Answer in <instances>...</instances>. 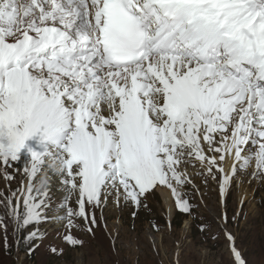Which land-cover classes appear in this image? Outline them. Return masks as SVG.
Wrapping results in <instances>:
<instances>
[{
    "label": "snow or ice",
    "instance_id": "snow-or-ice-1",
    "mask_svg": "<svg viewBox=\"0 0 264 264\" xmlns=\"http://www.w3.org/2000/svg\"><path fill=\"white\" fill-rule=\"evenodd\" d=\"M197 165L222 204L264 181V0H0L5 251L34 256L49 223L51 255L83 248L109 203L135 219L161 189L191 215ZM244 203L220 216L231 264H249L229 230Z\"/></svg>",
    "mask_w": 264,
    "mask_h": 264
},
{
    "label": "rangeland",
    "instance_id": "rangeland-1",
    "mask_svg": "<svg viewBox=\"0 0 264 264\" xmlns=\"http://www.w3.org/2000/svg\"><path fill=\"white\" fill-rule=\"evenodd\" d=\"M199 170V165L188 168L203 197L190 186L181 190L188 194L194 206L191 215L179 211L173 199L174 212L169 217L159 191L148 198L147 207H141L135 219L131 215L132 207H116L111 203L114 207L110 209L109 203L103 210L106 229L101 224L94 239L83 231L76 233L86 241L83 248L61 244L64 254L51 255L47 245L60 244L56 235L57 230L63 229L49 223L41 225L48 238L32 257H26L22 246L15 242L10 251H5L0 242V264H231L220 216L224 211L230 217L238 212L241 199L245 200L243 212L238 223L229 225V230L237 236V245L249 264H264V181L249 182L244 177V182L233 187L226 204H222L218 185L211 180L205 185L203 178L196 176ZM54 194L55 206L60 201L56 200L57 193ZM96 215L99 219L101 211L97 210ZM153 224L158 225V231L153 229ZM109 233L116 237V251L112 249Z\"/></svg>",
    "mask_w": 264,
    "mask_h": 264
},
{
    "label": "bare ground",
    "instance_id": "bare-ground-1",
    "mask_svg": "<svg viewBox=\"0 0 264 264\" xmlns=\"http://www.w3.org/2000/svg\"><path fill=\"white\" fill-rule=\"evenodd\" d=\"M22 167V165H21ZM20 177L17 176V183L19 181ZM2 186V184L0 185ZM17 186L16 183L13 184V187L15 188ZM59 189V184L58 183H55L52 187V195L54 196L55 194L54 193H57V197H56V200L59 202L61 200V197H62V193L58 190ZM159 192L161 193L162 197H163V200H164V205L166 206L167 210H168V214H169V217L172 216L173 212H174V204H173V198L172 196L170 195V193L166 190V189H161L159 190ZM110 209L113 208L114 206L111 205L110 203ZM125 211V210H124ZM118 215V214H117ZM81 223V222H80ZM57 226L56 227H61L59 223H56ZM44 225V224H43ZM55 229V228H54ZM101 229V228H100ZM49 230V229H48ZM80 235V234H79ZM47 240V239H46ZM97 240V239H96ZM100 241V240H99ZM103 242V241H102ZM45 245V244H44ZM103 247V246H102ZM105 248V247H104ZM42 251V250H41ZM47 254V253H46ZM41 255V254H40ZM49 255V254H48ZM67 256V255H66ZM71 256V255H70Z\"/></svg>",
    "mask_w": 264,
    "mask_h": 264
}]
</instances>
